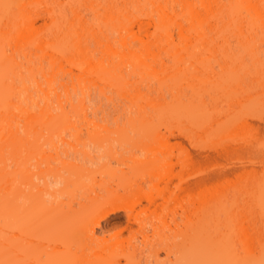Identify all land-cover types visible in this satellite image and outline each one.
<instances>
[{
  "label": "rangeland",
  "instance_id": "1",
  "mask_svg": "<svg viewBox=\"0 0 264 264\" xmlns=\"http://www.w3.org/2000/svg\"><path fill=\"white\" fill-rule=\"evenodd\" d=\"M261 8L263 13L261 18H263L264 7ZM244 12L242 11L243 15L240 12L241 19H244L242 24H247L249 19H245L249 15ZM245 26L243 29H248ZM0 27V77L5 76L3 79L0 78V89L4 90L2 98L8 99L11 103L9 109H5L7 111L13 109L14 113L11 116L12 120L7 121L9 125L11 120L12 126L7 125L8 130L5 128L3 133L7 135L3 138L5 140L9 138L6 141L10 143V138L16 137L11 144L7 143L9 146L2 144L6 148L4 147L0 157V167L4 168L8 180L13 177L12 183L14 182L13 185L17 187L18 197L31 193L32 199L39 198L47 203L45 216L49 221L61 216L63 217L61 219H64L62 224L49 225L41 216L43 212L41 209L31 208L28 216L21 222L22 227L28 225L30 214L33 213L29 239L25 240L22 236L15 238L17 263L49 264L67 256L69 257L67 264H176L179 250L187 241L186 237L190 234V227L199 205L191 204L192 195L177 190L174 184L191 178L201 166L206 168L209 174L210 181H208L218 187L213 192L214 199H217L211 200L207 205L211 218L213 217L210 223L211 230L209 229L211 234L228 235L232 231L236 233V226L239 228L244 226L242 215L247 214L251 205L249 200L251 184L264 171V106H251V101L261 96L263 101L264 65L258 66L259 69L263 67L260 69V74L258 73L259 80L248 74V77H244V82L247 83L243 82L242 85L240 82L239 88L235 85L237 84L235 81L229 79L228 73L227 80L224 79L225 84L222 76L225 70L226 73L234 68L237 71L242 67L248 68V71L249 68L253 69L251 54H254L253 58L259 56L260 62L263 60L264 33L258 32L260 28H257L258 30L254 28L255 31L244 30L242 34L244 37L236 35L231 30L230 32L225 30L224 32L227 33H224V36L223 34L212 36V39H215L212 41L213 45L208 38L201 43L196 40L197 47L195 44L192 45L193 43L190 44L195 41L194 39L190 40L189 44L188 42L184 44L186 47L183 46L181 40L179 41L180 38L173 31V42L169 46L174 50L180 44L175 49L179 55L182 52L179 56L180 60L178 58L176 60L174 57L176 55L172 56L174 53L171 54V51H169L170 55L163 50L158 53L156 50L155 55L141 53L139 45L136 46L138 42L130 45V49L134 51L130 54L129 49H124L117 41H112V44L117 42L116 45H111L112 49L117 48L119 53L121 51V55L116 56L113 53L111 56L110 53L108 56L105 52L104 56L100 53L101 49L95 50L97 46L94 48V44L90 43L89 47L96 52L94 51L93 55L89 53L91 56L88 57L94 62L92 69L97 70L88 75L82 72L81 83L79 86L75 85V91L72 87H68L72 102L78 105L79 100L83 98L82 103L76 106L75 110L69 105H64L68 118L78 129L70 128L67 131L62 129L64 132L60 130L62 132L60 135L62 134L63 137L59 136L64 139L54 134L50 143L47 126L49 119L59 113L60 107L55 102L56 93L60 94L61 98L65 97L61 83L68 81L69 71H61L56 65L50 68L45 57L41 56V52L34 47L30 36L26 37L28 33L24 30L25 36L22 34L19 37L17 34L20 32H17V29L12 27L6 29L3 25ZM109 32L108 35L112 36L113 33ZM257 35L262 38L259 40ZM247 36L248 40L244 41ZM253 36L255 40H251L254 39ZM225 39L229 42L226 43ZM203 42L211 43L205 45ZM227 46L229 48L225 51ZM205 48L208 51H205ZM223 49L225 53L231 50L230 55L226 56L224 53L222 56ZM233 54L237 56L236 60L234 56L232 57ZM62 61L64 70L70 69L69 66L71 71L77 69L67 61L65 63L64 60ZM177 61L179 67H177L178 72H175ZM100 65L104 66V70L111 69L112 74L121 73V77L118 80H103L100 77L102 69L99 68ZM186 67L192 74H189ZM195 67L199 75L196 72L194 75L193 72L197 71ZM179 69L183 70L182 73L187 71V76L191 75V78L186 76L188 79L186 81L190 84L187 85L186 81H182V77L179 79L181 82L178 83H174L169 78L170 74H180ZM207 71L211 72L209 78L206 75ZM13 72H17L18 77L14 79L12 87H9ZM240 72L242 73L243 70ZM31 74L34 75L33 79L30 78ZM51 75H54L53 85L56 90L50 93L52 106H44V91L48 87L46 78ZM199 77L213 78L214 80L210 79L209 82L205 81L212 87L210 81L215 83L217 80L223 89H219L216 83L217 87H214V84L212 88L208 84L206 86V82L202 84V79L199 81ZM218 79L222 80L223 84L219 83ZM201 84L203 86H200ZM174 86H177V89ZM225 92L232 95L230 98L234 94L235 96L230 100ZM198 98H200L199 102ZM241 100L242 103H246L239 104ZM201 101L204 103H200ZM189 102L192 106L188 104ZM12 106L15 107L11 109ZM19 107L29 113H20ZM199 107L201 111L200 109L197 111ZM1 109L5 111L4 108H0V120H7L9 112ZM21 114L24 117H19ZM83 114L91 121L88 129L85 126L87 120H82ZM200 114L204 115L199 121ZM195 115L198 117L196 118ZM209 117L221 125L222 121L231 125L230 121L233 122L240 117V121H246L243 124L247 126L236 127L233 129L234 132L222 130L229 136L224 133L225 137H220L222 133L220 134L217 127L223 125L217 123L216 129L213 124L212 127L215 128L213 130L211 126L207 127L208 124L206 127L201 124V121L206 123ZM194 118L197 120H193ZM16 121L15 132L16 126L13 124ZM181 123L185 125L187 135L175 130L174 134L167 132L166 126H179ZM143 124L148 125L146 134L138 131ZM131 125L134 127L131 128ZM197 125H202L204 128H199ZM10 128L13 131H10ZM157 129L164 132V135L158 139L154 137ZM239 135L243 139L248 138L249 145L246 139H241ZM198 145L204 147L205 160L203 159V163L194 169L184 168L179 156L186 150L199 149ZM168 150L173 152L172 158L163 162L153 161L155 155ZM27 177L31 179L29 184L25 182ZM168 181H171V184L166 187ZM147 196L151 197V202ZM113 199H116L120 206L117 215L109 211V202ZM125 209L130 213L129 217L126 216ZM183 209L185 213L180 219L179 213ZM173 217L178 218V227L173 225ZM91 230H94V235H91ZM240 235L241 232L233 237L232 242L228 241L224 244H232L235 252L243 253V242L238 238ZM143 237H146L145 244L141 243ZM79 246H83L84 249L81 250Z\"/></svg>",
  "mask_w": 264,
  "mask_h": 264
},
{
  "label": "bare ground",
  "instance_id": "2",
  "mask_svg": "<svg viewBox=\"0 0 264 264\" xmlns=\"http://www.w3.org/2000/svg\"><path fill=\"white\" fill-rule=\"evenodd\" d=\"M261 7H264V0H192V1L191 0H0V26L3 25V27H6V29L9 27L17 29V32H20L17 34L18 36L24 34L25 32L28 33L26 37H28V35L30 36L29 38H31L34 47H36L41 52V56L43 55V57H45V60L47 61V64L49 65L50 68H53L56 65L58 66V69L61 71L62 70L64 72L69 71L68 81L61 83L65 97L61 98V95L56 93L55 102H56V105L60 107L59 113H57L55 117L49 119V123L47 126L49 142L52 143L51 138L55 135H57L61 139H64L62 138L63 137L62 134L60 135V133L64 132L62 129H65V131H67V129H70V128L74 130L78 129L77 126L71 123L70 121L71 119L68 118V115L64 109V105H69L73 107V109L75 110L76 106H79L82 103L83 98L79 100L78 105L72 102L70 95H69L70 91L68 87L69 86L72 87V90L75 91V85L79 86V83H81L80 80H82L81 79L82 72H86L88 75L89 73L92 74L95 70H97V69H92L94 62L92 61L90 57H88V56L93 55L95 50L101 49L100 53H102V55L104 56H105V52H107L106 54L108 56L110 53H111V56H113V53L116 56L117 54L119 56L121 51L119 53L117 51V48L112 49L111 47V45H116L115 43L118 42V44L122 46L124 49L125 48L129 49V51L128 50L127 51L131 52L130 54H132L134 51L133 49L132 50L130 49V45L133 44L134 42L135 43L138 42L136 43L137 45L136 44L135 45L136 46L139 45L138 48H140L139 50H142L141 53L154 54L156 50H157L156 51L157 53L158 51L163 50L165 51V53L167 52L168 55H170L169 51H171L170 52L171 54L174 53L172 54V56L178 55V57L174 56L176 60H178L180 58L179 56L182 55V52L179 55L177 54L178 52L177 50L175 51V49L180 44L176 48H174V50L173 49L171 50L169 46L173 42L172 40L173 31H175L174 33H176V35L180 38L179 41L181 40L180 42L183 43V46H185L184 44H187V42L189 44V41L193 39L195 41L191 42L190 44L193 43L192 45L195 44V46H196V43H195L196 40L201 43L202 41H205V40L207 41V39L209 38L210 41L212 42L215 40V39L214 40L212 39L213 37L217 35H222V34L224 36V33H227V32H224L225 30L226 31L228 30L229 32L231 30L233 33H236V35L237 34L242 35L244 33L243 31L245 30L243 29L245 25H247L245 26V28H248L246 29L247 31L249 29H251L252 31V29L254 28L255 29L260 28L258 32L262 31V33H264L263 32L264 16L263 18H261L262 17L261 15L263 14L261 12L262 11ZM242 11H245L246 13L245 12L244 13L249 15L247 16L248 18L246 17L245 19V20L249 19L247 24L246 23L242 24V21L244 20V19L243 20L241 19ZM244 17L245 16H243V18ZM255 29L253 31H255ZM18 30H21V31H18ZM108 31H110L109 33L111 34L113 33L112 36L108 35L107 33ZM249 33L251 34V32ZM260 33L259 35H261ZM189 34L193 36L191 37ZM139 35H142V36L139 37ZM248 36L247 38L245 37L243 40L244 41L248 40ZM261 38L259 36V40ZM220 39L222 38H219V40ZM251 40H255V37L254 39L251 38ZM251 40L249 41V43L251 42ZM112 41H117V42H114L112 44L111 43ZM227 41L228 40H226V43L229 42ZM90 43L92 45L94 44L93 45L94 48L95 46H97L98 48L96 47L94 50L93 48L89 47ZM204 43L205 42H203V44ZM210 43L208 42V44ZM249 43L246 42V44L248 45ZM255 43H254V47H255ZM208 44L205 43V45H208ZM87 45L89 48L87 47ZM212 45H213V42H212ZM43 46L45 48H43ZM229 46H227L226 50L223 49V52L221 53L222 56L225 53L224 50L227 51ZM163 47H166V48H163ZM225 47H226V44H225ZM247 47L249 48V46ZM193 48L195 49V47ZM223 48H224V45H223ZM230 48L231 50H233L232 47ZM233 48H236V47H233ZM251 48L253 47L251 46ZM198 49L200 48H197V50ZM178 51L180 52L181 50L179 49ZM194 51L197 52L196 50ZM194 51L193 53L192 52L191 53L194 54ZM205 51H208V49H206ZM229 51L228 53L227 52L225 53L226 56L227 54L230 55ZM89 53L90 54L92 53V54L90 55ZM122 53H125V52H122ZM252 53H254V51ZM234 54H238V53L236 52ZM234 54L232 55V57L234 56ZM197 55L199 56L198 53ZM252 55L254 56V54H251V56ZM253 56H252V59H253L252 63L254 67L253 69L249 68L250 71H248V68L245 69L246 67L245 68L242 67V69H240V71L243 70L242 73L240 71L235 70V68L232 69L231 71L228 70L226 73H225L226 71L225 70L223 71V75L225 76L226 74V76L225 77L222 76V80L224 81L223 83L224 84L226 83L227 73H228L229 79L237 83L235 84L237 85V88H239L238 86L240 85V82H242L241 84L244 85L243 84L245 80L244 77H248V74L251 77L255 76L256 79L259 80L258 73L260 72V69L264 67L263 66L264 57H263V60H261L260 62L259 56L257 58L256 56L253 58ZM233 58L237 59V56L236 57L234 56ZM62 60H64V63L65 61H67L69 65L71 64L74 65L77 69L75 71L72 70L73 71L72 72L71 66H69L68 63L66 62L67 65L70 67V69L68 68L67 70L66 69L64 70L62 67V63H63ZM178 62L179 61H177L176 65L178 64ZM256 64H258L257 67L261 64H262L261 66L263 67L259 69L260 67L259 66L258 67L259 70H258L256 67ZM100 66L99 68L100 69L102 68L101 69L102 71L100 70V77L103 80H107V81H111L112 79L118 80L121 77V73L112 74L113 72H111L112 71L111 69L105 68L104 70V66L103 65H100ZM177 67H179V65L176 66L175 68L176 70H174L175 72H178ZM187 68L188 67H186V69ZM186 69L184 71H186ZM194 69H197V68L195 67ZM189 70L187 69L188 72H190ZM179 71H180V74L177 75V73L175 74L173 72L174 74H170L169 76V78H171L174 81V83L181 82L179 80L181 77H182V81H186L187 79L186 78L187 71L184 73H182L183 71L182 69L181 70L179 69ZM195 72L197 74L198 69L197 71L193 72L194 75H195ZM209 73L211 72H208V74L206 73V75L207 76L210 75ZM261 73H262V70H261ZM12 74L13 75L10 78L11 83L8 85L9 87H12V83L14 79L18 77L17 72L15 73L13 72ZM189 74H192V73L190 72ZM189 74L187 77L191 78V75ZM183 75H184V78H183ZM4 77H0V78L3 79ZM262 77H264V75ZM30 78L33 79L34 75L31 74ZM198 79L199 81H201L202 78L200 79L199 77ZM210 79L214 80L213 78H210ZM210 79L203 78L201 83L204 84L206 82L205 85L207 86L209 82L208 80ZM242 79L243 81H241ZM205 80H207L208 82ZM222 80H220L219 83L221 82V84H223ZM262 80H264V78H262ZM34 81L37 82L36 79H34ZM54 81H55L54 75H51L46 78V83L48 87L44 91V98H45L44 106H52V103H51L52 101L50 99V93L51 91L53 92L56 90V87L53 85ZM187 83L190 84V82L186 81V84ZM215 83L218 85L219 89L222 88V85L218 84L217 80ZM215 83H212L210 81V84H212V87H213V84H214V87L216 86ZM244 83H247V82H244ZM202 84L200 86H203ZM209 86L211 87V85ZM226 86L228 85L226 84ZM174 87L176 88L177 86H174ZM39 88L41 87L39 86ZM225 89L224 91H226ZM229 89H228V92L230 91ZM3 91L4 90L0 89V98H1L0 108L9 109L10 107L9 105L11 103L9 102L8 99L6 100L2 98L4 97ZM238 91H240V89ZM214 92L216 91L214 90ZM232 93H235V92H232ZM226 95L227 97L229 96L228 99L230 100L231 98L233 99V97L235 96L234 94V96L230 98L231 94L229 95L228 93ZM263 96H264V93H263ZM261 97L259 99L258 98L255 99L254 101H251V106H254V105L264 106V97L262 98L263 101H261ZM246 98L248 99V96H246ZM246 98L244 99L245 101H246ZM199 99L200 98H198V102H199ZM200 103L203 104L204 102L201 101ZM243 103H246V102H243ZM243 103H242V100L241 102H239V104H243ZM188 104L192 106L190 102ZM14 107L15 106H12L11 109ZM20 108L21 107H19V109ZM200 108L201 107L197 108V111H199ZM6 109L5 111H7ZM12 110L7 111L9 112V114L8 113L7 114L10 115V117L7 115V118H6L7 120H0V157L3 153L4 147L5 146L7 147L8 144H11V141L13 142V138L15 137L14 136L13 138L12 137L10 138L11 139L10 143L6 141L7 139L9 140V138H7L6 140L3 138V136L7 135V133L6 135L3 134L5 133L4 130L6 129L8 130V126L10 125L12 126V123L10 124L13 118V117L11 118V116L14 115ZM81 112H83V110ZM20 113L28 114L29 112H27V110L25 112L21 108ZM196 113H199V112H196ZM23 114H21V116L19 117H22V116L24 117ZM200 115L201 116L198 118L199 121H200V118L204 114L203 115L200 114ZM26 116H29V115H26ZM50 116H52V114H50ZM198 116H196V118ZM85 117L86 116L83 114L82 120H87ZM196 118H194L193 120H195ZM8 119H11L9 120L10 121L9 125L7 122ZM211 119L212 118L209 117L208 120H206L207 122L205 121L206 123L201 121L202 122L201 124L205 125V127L208 124L207 127L211 126V129H213L212 127L213 124L215 128L218 126V124L221 125L218 122L217 124L215 122V119H212V120ZM234 120L233 122L230 121L231 125H229V123L226 124V122H223V121L221 122V120L219 119V122H221L223 125V126L221 125L222 127L220 126L217 127L220 134L221 133L223 134V135L221 134L220 137L224 136L226 132L229 130H232L234 132L233 129H236V127H243L242 126L244 125L243 123L246 122V121L241 122L240 117L239 119L236 118V120H238L239 123L236 120L235 121ZM85 122H86L85 126L88 129V126H89L88 124L89 123L91 124V121L87 120ZM197 124H199V122H197ZM234 124L235 125L238 124V126H235ZM13 125L16 126V128L14 127L15 129L14 131L16 132L17 131V121ZM232 125H234L233 128H230V126ZM244 126L246 127L247 124H245ZM133 127L134 126L131 125V128ZM166 127H167V132L169 134H174V130L178 131L179 133H182L183 135H187L188 133L186 131L187 129H185L186 128L185 125H183L182 123L179 126L175 125V126H169V127L166 126ZM198 127L201 128L203 126L201 125ZM225 127H227V129ZM60 130H62V132ZM222 130L226 132L224 131L222 132ZM243 130H241V132H243ZM10 131H13V130H11L10 128ZM10 131H8V133ZM138 131L146 134L148 132V125L143 124L142 126L138 128ZM25 133L29 135V132H26V130H25ZM59 135L62 137H60ZM154 135H155L154 137L158 139L164 135V132L157 129ZM227 135L229 136V134H226V136ZM239 136L241 137V135ZM245 136H247V134H245ZM255 137L257 136L255 135ZM249 138H250V135H249ZM241 139H243V137H241ZM244 139H246L247 141L248 138H244ZM254 140L255 139L253 137V141ZM257 141H256V144H257ZM248 142L249 141H247L246 143L248 144ZM2 144L3 145L5 144V146H3ZM198 147L201 151L199 149L194 148L191 151L186 150L179 156V161L182 163V166H184V168L194 169L197 166H200L201 163H203V159L205 160V156L203 153L204 147L201 148L199 145ZM173 156L174 155L172 151H169V150L161 151L158 155H155V158L153 161L163 162L165 160L172 158ZM4 171H5L4 168L0 167V264H19L17 263L18 254L16 253L15 238H21L22 236L23 239L28 240L31 235L30 228L33 223V217H34L33 213H31L29 217L30 223L24 227H22L21 225L23 218L28 216V211L33 207L41 209L43 211L41 212L42 213L41 216L44 219H46L44 221L48 222L49 225L52 223L56 225L62 224V220L64 219H61L62 217L61 216V217H56L54 220L51 219L49 221V219H47V217L45 216V209H47V203H45L42 200H39V198L32 199L30 196L31 193H27L26 195L24 194L23 197L21 196L22 199L21 197H18L17 190H16L17 187L13 185L14 182L12 183L13 177L11 176L10 178L11 180H8L6 172ZM261 173L262 174L259 177L253 180V183L251 184V187H250L249 200H250L251 205L249 207L247 214L242 215V221L245 223L244 226L242 225L240 228L239 226H236L237 228L236 233L232 231L231 234L229 233L228 235L216 234L214 236V234L212 235L210 232L211 230L210 223H212L211 221L213 220L212 219L213 217L211 218V213L207 209V205L211 200L215 198L213 192L218 187L217 185H212L209 182L210 181L208 179L209 174L206 168L201 166L200 168L196 170V172L193 173L191 178L183 179L181 182L174 184V188H176L177 190L187 192L189 195H192V198L190 199L191 204L199 205V210L197 214L195 215L192 221V225L190 227V234L186 237L187 241L185 242V244L181 246L179 250V253H178L179 256L177 258L176 264H264V171ZM29 178L28 177L26 178L25 182L27 184L31 182V179ZM169 184H171V181H168L166 183V187H168ZM147 199L149 200V202L152 201L150 196H147ZM119 208L120 206L116 199H113L109 202V211H111L114 215H117V212H119L118 211ZM122 209L124 210V208ZM125 212L127 213L126 216L129 217L130 213L128 212L127 209H125ZM184 213H185L184 209L182 210L181 213H179L180 219ZM172 221L175 227L179 226L178 218L173 217ZM239 232H241V235L238 238L242 240L243 242V253L239 252L240 254L234 251V247H232L233 246L232 244L231 245L224 244L228 241L232 242L233 237L234 236L236 237ZM8 234H10V236H7ZM91 235H94V230H91ZM141 243L142 244L146 243V237L142 238ZM78 248H80L81 250L84 249L83 246H79ZM68 259L69 257L66 256L61 260L50 262L49 264H67L69 262ZM22 264H27V263L23 262Z\"/></svg>",
  "mask_w": 264,
  "mask_h": 264
}]
</instances>
